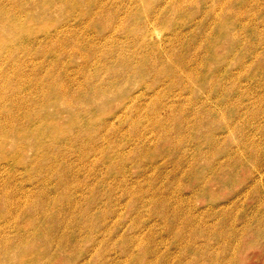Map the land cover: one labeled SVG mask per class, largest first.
<instances>
[{
  "label": "rangeland",
  "instance_id": "rangeland-1",
  "mask_svg": "<svg viewBox=\"0 0 264 264\" xmlns=\"http://www.w3.org/2000/svg\"><path fill=\"white\" fill-rule=\"evenodd\" d=\"M192 1L146 0L133 21L149 25L134 35L141 39L119 34L114 56L134 57L139 67L144 63L143 76L136 65L126 69L118 59L82 60L74 54L84 48L80 42L45 55L53 62L54 52L60 70L53 67L43 88L24 80L46 76L44 69L22 70L23 81L17 82V56L4 67L9 77L0 79L1 127L7 112L24 115L42 107L36 114L49 113L69 138L80 129L102 133L97 141L84 138L86 146L68 139L65 150L52 142L36 158L34 139H25L14 125L19 131L15 141L7 139L9 156L22 146L21 163L39 168L13 172L9 183L8 170L0 171V212L21 206L13 215H0V264H20L23 247L26 264H264V0ZM177 2L183 4L180 12ZM80 20L58 12L49 27L69 21L75 34L98 37L105 26L97 17L84 32ZM110 65L109 73L94 78V69ZM127 71L135 72L129 86L120 84ZM171 71L177 76L172 84ZM96 86L99 94L104 89V102L92 93ZM145 86L151 88L142 91ZM33 94L72 109L36 106ZM22 97L33 103L22 107ZM91 100L95 107L84 109ZM77 115L86 127H68ZM29 195L31 207L25 206Z\"/></svg>",
  "mask_w": 264,
  "mask_h": 264
},
{
  "label": "bare ground",
  "instance_id": "bare-ground-1",
  "mask_svg": "<svg viewBox=\"0 0 264 264\" xmlns=\"http://www.w3.org/2000/svg\"><path fill=\"white\" fill-rule=\"evenodd\" d=\"M96 1L97 0H88L86 2H82L80 0H0V79L6 75L4 67L7 65V63H10V59H13L15 56H17L19 58L16 57L15 63L12 66V67H16L18 70L17 74L15 75V78H17L16 81L17 82L23 81L24 74H22V72H21L22 70H29L33 74L36 71L38 72L40 69H44L46 76L44 74V76L42 78H39L38 75H35L34 78L31 77L30 79L27 76L24 80V81L29 80L30 81L29 84L30 85H36L37 88H39V86L41 84H43L40 87V88H43L45 85L44 80L47 77V75H48V77H51V78L54 75L53 67L56 66V71L60 70L58 68L59 64L57 62V61H59L58 56L53 52L52 56L54 59H53V62H51L50 60L45 58L46 57L45 55L48 53L51 54V51L54 49H57V48L61 49V47H63L64 45H68L69 43H73V42H80V46L83 43H85L84 48L80 47V49H76V52L74 53L75 55L82 58V60H84V61H87L91 57H93L96 60V62H99V63H101V62L103 63V60L105 61V59L108 61H110V59H111L112 63L116 64L117 59H118L121 61V63H123L124 66H126V69L131 68L132 65H136L137 61L136 60H135L136 62L134 61V59H135L134 57L127 58L125 56H117V55L114 56V53H117L116 49H115L116 48L115 45H117L116 44L117 42L120 43V41H121V40L116 41L120 37L119 34L121 35V33L127 32V34L131 35L129 37L132 38L141 29L144 30L145 28H149L148 27L149 25H147V24H145V25L142 24L143 27H141L139 25V23H142L141 21L138 23L133 22L134 20H136V18H138L137 17V16H139L138 13H140L141 10H142V12L144 11V3L146 0H127V2H125V4L122 6H119V4L121 3L120 1L123 2L126 0H120V1L119 0H100L99 2H96ZM159 1L160 0H158V2ZM176 1H178V0H176ZM193 1L195 3V0H193ZM204 1H207V0H204ZM221 1L223 2L224 0H221ZM231 1L233 2L236 0H231ZM187 2H189V1H187ZM212 2H214V1H212ZM218 2L219 1L217 0L216 3H218ZM232 2H229V3H232ZM226 3L224 4V6H226ZM235 3L233 2L232 4L234 5ZM179 4H180V2L177 5L179 6ZM212 4H214V3H212ZM154 5H156V4H154ZM181 5H183L182 2L180 4V7L177 6L178 11H179V8H181ZM186 5H188V4L186 3ZM220 6H218V7H220ZM235 6H237V5H235ZM235 6H233V7H235ZM214 7H216V6H214ZM85 8H87V10ZM220 8H217V9H220ZM152 9H154V8H152ZM181 9H183V8H181ZM214 9L215 8H213V10ZM231 9H233V8L231 7ZM151 10H149L150 14L153 11V10L152 11ZM177 10H175V11H177ZM175 11H173V12H175ZM216 11H218V10H216ZM222 11H224V10H222ZM58 12H61L62 14L70 12V14H76V16H78V18H83V20H80L79 25L83 26V28L81 30H84V32L87 30L89 31L91 29V24L93 21L95 22V19L97 17H99L100 19H103L105 26H103L100 29V31L97 33V35H99L98 37L93 35L94 37H96V39L93 38V36H91V37H89L87 35H83V36L80 35L79 36V35L75 34L76 30L74 28L71 29L74 26L71 25L69 22L71 19L68 22L66 21V23L60 24V26L58 28L51 29V27H49V26L51 25V23H53V22H51V21H53V14L58 13ZM155 12H157V11H155ZM168 12H170V11L168 10ZM220 12H221V10H220ZM146 13H147V10H146ZM223 13H225V12H223ZM152 15H154V14H152ZM230 15L232 16L231 13H230ZM82 16H84V17H82ZM146 17H148V16H145V18ZM128 19L131 20V22H133V23L128 24L127 23ZM85 20H86V22H85ZM177 21L179 22V20H177ZM76 22H77V20H76ZM164 23H166V22H164ZM152 24H155V23L152 21ZM156 24H158V23H156ZM225 24L226 23L224 22V25ZM162 26H164V25H162ZM227 26H228V24H227ZM217 28H218V26H217ZM39 32H40V34H39ZM142 33L143 32L141 31L140 34L142 35ZM143 36H144V33H143ZM134 37L132 39H134ZM135 38L136 39H134L135 40L134 42H136V41L138 42L140 37L139 38L135 37ZM175 40H177V39H175ZM179 40L180 39H178L177 41H179ZM145 41H146V39H145ZM137 44L140 45L139 43H137ZM158 44H156V47L158 46ZM77 45H79V44H77ZM153 45H155V44H153ZM47 50H48V52H47ZM144 51H146V50H144ZM152 51H153V49H152ZM147 55H149V54H147ZM139 56L140 55H138V57ZM68 58H70V60H71L72 56L68 57ZM153 60H155V59H152V60L148 59V61H152V62H153ZM158 60H160V59H158ZM158 60H157V62H158ZM146 63H147V60H146ZM138 64H139V61H138ZM141 64H142V67H139L136 65L135 69L136 70L138 69L140 72V75L143 76L145 74V71H143V66H144L143 64L144 63H141ZM191 64H193V63H191ZM111 66L112 65L107 66L106 69L105 68L98 69V67L96 68L98 70L94 69V72H92V73H94V78L98 77L99 75H101L104 72H105V74L109 73L111 70ZM145 66H147V65H145ZM152 66L155 67V63H154V65L152 63ZM163 66H164V64H163ZM207 66H209V65H207ZM154 67L152 70L153 72H154ZM204 67H203V69H204ZM157 68H158V65H157ZM205 68H208V67H205ZM1 69H2V71H1ZM157 71H159V70H157ZM173 71H171V73L168 74L170 77H168L167 79H169L170 83H171V79L177 78L176 73H173ZM196 71H194V72H196ZM153 72H151V73H153ZM132 73L134 74L135 72H129V71H127L126 73L122 72V75H120L121 76V79H120L121 83L120 84L125 85V83H126V85H128V83L130 81H135V80H131V77L133 75ZM162 73H166V72H162ZM157 74H158V72H157ZM192 74H194V73H192ZM194 75L196 76L197 74H194ZM198 75H200V73ZM209 75H211V74L209 73L208 76ZM63 76L65 78L67 76H68V78H70L71 75H68L64 71ZM120 76L118 74V77H120ZM164 76H166V74ZM5 77H9L8 74ZM194 77L191 78V76H190L191 79H194ZM205 77H207V75ZM182 78L183 77H181V80H182ZM73 79H75V78L73 77ZM178 79H179V77H178ZM186 79L188 80V78H186ZM91 80H93V77L91 78ZM187 80H186V82H187ZM176 81H177V79H176ZM183 81H184V79L182 80V84H184ZM209 81H206V82L209 84ZM38 82H40V84ZM186 85H184V86H186ZM186 87H188V85ZM195 87H196V83H195ZM207 87H208V85H207ZM148 88H151V86H145V88H143L142 91L144 89H148ZM99 90H100V88L98 86H96L92 89V91H93L92 93L95 94V97L102 98V100L104 102V98H105L104 96L106 95V93H105L104 89L102 88V94H99V92H101ZM118 91H120V90H118ZM120 92H122V91H120ZM209 92H210V90H209ZM139 93L140 92H138V95H139ZM32 96L34 97L35 100H38L36 102V106H44L47 103H51V105L54 104L56 107H58V105H62L65 107V101L63 104L57 105V101L53 100V101L47 102V100L44 101L43 98H40L38 95H37L38 97L34 96V94ZM134 97L136 98L137 95H135ZM93 102H95V101H93V100L89 101L87 107L84 106L83 108L85 109V108L95 107L96 103L92 104ZM21 103H22L21 104L22 107L25 106V108H27L28 103H33V100L30 98L22 97ZM66 105H67L65 107L66 110L72 109L71 104H66ZM39 108H42V107H39ZM38 109H37V111H38ZM36 112L33 111V112H30V113H27L24 115H21V113H19V111L13 112V113L7 112V113L3 114V117L6 121V123H5L6 126L5 127L0 126L1 127L0 128V171L1 170H3V171L8 170V171H6V178H4L5 183L6 182L9 183L13 180V178L15 177L13 175V172H20V173L26 175V174H29V173H31V172H33L39 168V167H36L35 164H34L35 166L34 165L32 166V164H30L27 167L26 165H23L24 163H21L22 155L24 152V148H22V146H17V148L19 147V150L17 151L18 153L16 152V153H13V155L9 156L10 154L8 153V150H7L9 148L7 139L8 138H12V140H13V138L16 139V137L18 136V132H16V131H19V130H14V128H13L14 125H20V129H21L20 135H23V137H25V139H30V138L34 139V145L36 146L35 147L36 150L34 149V155L36 158L41 156L42 150L44 148H49V150H50L51 149L50 146H52V145H50V143H52V142L55 144V147L57 148V150H58V148H63L62 150H65V149H67L65 144L67 143L68 139L70 141H72V144H79L80 142H82L81 145L86 146L88 144L83 141L84 138L90 139L91 141H97L98 138L101 136L100 134L102 133V130L100 128L92 129V128H89L90 126L88 124L89 127L88 126L87 127L89 129H85L84 132L82 131V129H80L82 132L79 131L80 133H78V135H76L74 138H69V136H68L69 131L67 132L65 130V128H64L65 126L61 127V126H58V124H54L55 121L53 122L51 120L52 118L49 115V113L37 115ZM58 115H61V113L58 112ZM33 119L39 123L38 124L39 126L36 125V123H31V120H33ZM80 119L81 118H79V116L77 115L76 118L73 119L72 122H70V124H68L70 126H68V125L67 126L71 127L73 125V127H75V128H82V126H80V124H82L86 127V121L84 120V122L81 123ZM156 124L157 123H155V125ZM8 127H9V130H8V132H6ZM51 131H53V133H51V135H49V132H51ZM5 132H6V134L3 135ZM47 132H48V136H46ZM45 137H48V142H45ZM51 139H52V141H51ZM13 141H15V140H13ZM64 141L66 143H64ZM15 144H17V143L15 142L13 144L14 147H15ZM17 145H19V144H17ZM91 151H92V148H90V152ZM11 158L16 159V161L14 160L15 161L14 164L7 162V161H11L12 160ZM47 168L51 169V166H48ZM0 178H1V176H0ZM28 181H30V180H28ZM0 191H1V187H0ZM17 191H18V193L22 192V195L25 194L24 191L21 190V188L16 190V192ZM29 196L27 197L26 201L24 200L26 205H25V203H23L22 206L25 205V206L31 207L33 205V199H31L32 196H30V197ZM18 207H21V206H19V205L17 206V204L14 203L13 206L11 205L10 207L2 208L1 212H0L1 217L2 216H8L9 212L11 215H13L14 209L17 210ZM29 229H31V227H28V230ZM23 248L20 249L21 255L18 258L21 260L20 261L17 260L18 261L17 263L20 262V264H26L25 258H23V255H24V257L26 256L25 247H23ZM8 252H9V254L11 253V248L10 249L8 248L5 251L6 254H8Z\"/></svg>",
  "mask_w": 264,
  "mask_h": 264
}]
</instances>
